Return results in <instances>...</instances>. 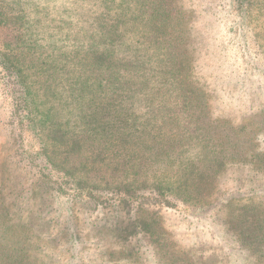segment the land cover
<instances>
[{
  "label": "rangeland",
  "instance_id": "1",
  "mask_svg": "<svg viewBox=\"0 0 264 264\" xmlns=\"http://www.w3.org/2000/svg\"><path fill=\"white\" fill-rule=\"evenodd\" d=\"M31 1L0 0V20L7 18L0 23V51H8L13 60L18 46L38 37L40 50L50 51L52 47L44 37L55 29L45 26L59 25L65 30L60 36L68 32L81 44H100L119 34L118 39L133 46L137 40L143 41L138 29L144 31L159 20L166 21L192 69L185 74L192 78L183 95L189 100L185 122L175 128L179 133L187 132L184 148L189 155H198L213 167L218 155L225 165L218 179L216 174L221 168L215 180L213 177L199 190L190 182L198 196L203 193L212 197V202L219 197L224 206L213 208L203 217V210H196L190 203L161 204L154 199L146 201L142 211L159 220L156 226L164 250L188 258L187 264H264L261 232L252 237L254 245L242 246L237 236L228 238L231 232L215 226L221 220L239 230L245 217L256 219V214L243 210L250 201L237 199L247 188L255 189L254 206L264 208V10L258 3L264 0H156L150 8L149 1L144 4L145 0H137V4L123 9L114 4L111 10H106L102 0H60L56 7L46 5L48 0ZM19 4H24L23 12L17 8ZM153 4L163 6L157 14L152 11ZM29 11L33 18L28 17ZM140 18L147 26L141 24ZM70 70L58 74L53 69L44 70L39 84L50 88L45 82L48 76L55 78L57 74L60 87L50 89L61 95L56 103L62 118L69 121L71 128L86 132L89 103L78 98L76 77L72 78ZM16 97V86L0 65V264H13L11 253L16 251L31 257L42 252L49 263L55 264H158L153 255L157 248L144 246L149 243L148 237L127 236L128 209L118 205V196L112 198L116 195L107 192L103 195L105 204L86 196L82 201L77 197L68 199L54 189L57 184L53 181H60L55 170L45 167L40 172V167L30 166L29 156L40 151V142L32 132H21ZM157 123L162 126L160 120ZM163 142H167L166 137ZM94 144L102 148L100 142ZM42 161L45 158L39 157L38 162ZM143 162L147 166L143 170L149 169L153 176L171 174L172 182H176L181 175L176 173V167L161 163L157 166L153 158L150 168L149 161ZM256 163L263 170L255 169ZM43 172L50 177L38 181ZM232 245L236 246L233 252ZM145 250L149 252L147 257ZM175 264H181V260Z\"/></svg>",
  "mask_w": 264,
  "mask_h": 264
},
{
  "label": "trees",
  "instance_id": "2",
  "mask_svg": "<svg viewBox=\"0 0 264 264\" xmlns=\"http://www.w3.org/2000/svg\"><path fill=\"white\" fill-rule=\"evenodd\" d=\"M48 1L45 4L53 7L60 2ZM148 1L149 5L156 2L145 0L144 4ZM102 3L106 10H111L114 4L123 9L125 5L130 7L137 4V0H102ZM258 3L264 10V1ZM22 5L24 6L19 4L20 7H17L21 12L25 10ZM35 7L39 9L38 5ZM162 7L153 4L152 11L157 14ZM122 12L125 18L124 10ZM153 12L150 11V14ZM3 13L5 14V11L1 16ZM29 16L33 18L30 11ZM4 19L3 16L0 23L7 20L6 18L3 21ZM138 19L136 16V20ZM142 19L140 18V22L143 25L144 18ZM166 24V21L159 20L156 25L144 28V31L142 28L133 30L132 32L141 33L143 38L142 42L137 40L133 43L134 47L132 43L127 44L128 41L118 39L119 34L100 44H81L68 32L60 36L59 33L65 31L63 27L45 26L44 28H51L50 30L55 29L44 37L52 47L49 52L40 50L36 44L41 38L38 37L30 43L19 44L14 60L8 51H0V65L16 86V114L21 132H32L38 136L40 142V151L29 156L30 166L40 167V172L45 167L51 172L55 170L60 178L59 182L53 181L57 184L55 191L68 196V199L72 198L71 200L77 197L82 201L86 196L105 204L106 198H103V195L112 192L116 195L112 198L119 197L118 205L128 209L130 227L127 236L148 237L149 243L144 246L157 248L158 251L154 250L153 255H156L158 264H175L179 259L181 264H187L188 258H180L164 250L165 244L156 226L159 220L148 214L150 212L142 211L144 203L154 199L161 204L190 203L196 210H203L201 216L207 217L213 208L219 210L224 205L219 197L212 202V197L203 193L198 196L197 190L212 180L221 168L216 174L218 179L225 165L218 155L214 158L216 167L211 166L210 162L206 164L207 162L198 155H189V150L184 148L187 132L179 133L175 128L180 126L179 123L185 122L183 117L187 113L189 100L183 95L185 96L188 87V79H192L185 74L192 69L183 54L185 50L173 38V33ZM57 41H60L59 45ZM55 42L57 44H54ZM43 54H46V57H42ZM43 66L46 69H42ZM68 68H71L69 74L72 78L76 77L74 84L77 86V94L79 92L78 98L89 103V126L86 132L71 128L69 121L62 118L64 115L56 103L61 99V95L50 89L60 87L61 79L57 74ZM47 69L57 72L55 78L50 75L45 82L50 88L41 87L39 84L42 72ZM55 81L56 86L53 85ZM72 96L73 94L70 95ZM46 102L50 104L45 105ZM45 107L48 108L43 110ZM157 120L162 122V126L156 124ZM155 124L157 127H153ZM165 137L166 143L163 142ZM157 138L159 141H156ZM89 141H93V144ZM94 142H100L102 148L95 147ZM143 154L148 157H138ZM39 157H44L45 162H38ZM152 158L159 167L160 163L162 166L176 167V173L181 174L177 181L172 182L171 174L158 177L153 176L149 169L143 170L142 167H147L146 163L143 166V160L150 162V168L154 164L151 162ZM256 165L255 169L261 171V165ZM47 177L50 175L43 172L37 178L38 181H43ZM254 194L255 189L247 188L244 194L237 195V199L250 201V204H244L243 210L256 214V219L245 217L244 226L239 230L235 225L236 230L232 226L229 228L221 220L215 224L218 229L231 232H226L230 236H224L231 239L237 236L242 246L254 245L256 241L252 242V237L258 232H261L260 244L264 245V208L258 209L254 206ZM246 216L250 217V213ZM231 228L232 230H229ZM232 248L231 252L236 246L232 245ZM145 253L144 257H147L149 252L145 250ZM11 255L13 264H55L49 263L50 259H46L42 252H37L32 257L24 252L20 255L19 251ZM161 259H164V262H161Z\"/></svg>",
  "mask_w": 264,
  "mask_h": 264
}]
</instances>
